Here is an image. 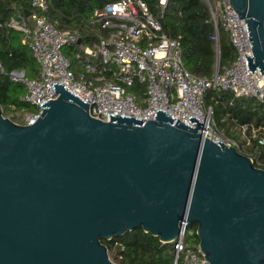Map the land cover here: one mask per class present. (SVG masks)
Masks as SVG:
<instances>
[{
    "label": "water",
    "instance_id": "obj_1",
    "mask_svg": "<svg viewBox=\"0 0 264 264\" xmlns=\"http://www.w3.org/2000/svg\"><path fill=\"white\" fill-rule=\"evenodd\" d=\"M230 2L246 20L248 68L264 73V0ZM220 58L219 44L216 70ZM52 85L31 124L0 103V264H117L103 240L142 228L170 242L185 223L211 264H264V168L252 157L204 136L194 115L195 127L161 108L105 121Z\"/></svg>",
    "mask_w": 264,
    "mask_h": 264
},
{
    "label": "built area",
    "instance_id": "obj_2",
    "mask_svg": "<svg viewBox=\"0 0 264 264\" xmlns=\"http://www.w3.org/2000/svg\"><path fill=\"white\" fill-rule=\"evenodd\" d=\"M32 8L26 17L16 9L8 25L23 33V42L28 43L40 65L36 78L27 76L24 70L8 72L12 81L25 85L23 99L34 106L25 111L16 122L31 124L40 116L44 105L39 102L56 97L52 82L64 85L89 103L88 111L94 118L109 120L110 113L154 119L159 108L192 126L191 115L205 124L201 133L215 141L235 145L238 149L249 144L247 125L237 126L244 135V142L227 136L219 130L213 118L212 106L205 104V93L211 87L232 91L234 97L249 96L264 104V73L259 68H248L246 53L253 56L250 36L245 18L239 16L230 0H207L211 8V20L215 26L214 39L219 45V24L229 32L236 57L230 64L219 66L213 76H199L185 65L178 39L163 31L158 13H154L146 0H117L94 11L92 23L101 27L97 48L85 46L88 54L100 53L106 62L113 65L112 79L99 83L77 76L63 52L66 43L77 42L78 32L58 28L51 22L47 10L51 0H29ZM168 0H159L164 8ZM0 70L4 67L0 61ZM134 81L145 84V95L129 91ZM37 98V99H36ZM38 100V101H37ZM253 135L256 136L255 130ZM264 144V136L259 139ZM187 224L173 240L174 258L171 264H211L201 251L199 243L190 244L184 237Z\"/></svg>",
    "mask_w": 264,
    "mask_h": 264
},
{
    "label": "trees",
    "instance_id": "obj_3",
    "mask_svg": "<svg viewBox=\"0 0 264 264\" xmlns=\"http://www.w3.org/2000/svg\"><path fill=\"white\" fill-rule=\"evenodd\" d=\"M117 0H51L47 10L48 18L58 28L78 32L81 42L66 43L64 54L77 76L99 83L112 79L113 65L106 62L100 53L88 54L84 47L97 48L102 29L92 23L94 11L107 3ZM150 9L158 13L163 31L171 38L178 39L186 67L199 76H213L217 66L218 47L214 39L215 26L211 20V8L207 0H168L162 8L159 0H146ZM16 9L26 17L33 10L29 0H0V61L4 71L0 70V103L4 115L10 111L33 110L34 106L22 97L26 91L24 84L10 79L8 72L14 69L24 70L27 76L36 78L40 65L35 59L28 43H24L23 33L7 23ZM219 44L221 58L219 66L230 64L236 57V51L230 41L229 32L219 24ZM128 90L138 96L139 101L145 95V84L134 81ZM205 104L212 106L213 118L219 130L227 136L239 138L237 126L247 125L249 144L239 150L264 168V144L259 139L264 136V104L254 97H234L232 91L211 87L205 93ZM13 120L15 116L10 117ZM16 121V120H15ZM255 130L256 136L253 135ZM187 230H195L186 240L193 245L199 243L195 224L188 223ZM108 252L117 264H171L174 258V242H163L158 236L142 228L128 231L122 236L103 240Z\"/></svg>",
    "mask_w": 264,
    "mask_h": 264
},
{
    "label": "rangeland",
    "instance_id": "obj_4",
    "mask_svg": "<svg viewBox=\"0 0 264 264\" xmlns=\"http://www.w3.org/2000/svg\"><path fill=\"white\" fill-rule=\"evenodd\" d=\"M27 111H28V110H27ZM24 112H25V110H16V111H14V112L10 111L9 114H8L7 116H9V117L15 116L16 119H17V118H18L20 115H22ZM16 119H15V120H16ZM238 132H239V131H238ZM238 139H240L242 142H244V135H243V134L241 135V134L239 133V138H238ZM194 231H195V230H192V232H191V231H187V232H185V234H184L185 239L188 238V237L190 236V234L194 233Z\"/></svg>",
    "mask_w": 264,
    "mask_h": 264
}]
</instances>
